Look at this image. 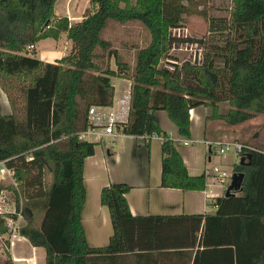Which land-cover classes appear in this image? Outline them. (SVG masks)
<instances>
[{
  "label": "trees",
  "instance_id": "16d2710c",
  "mask_svg": "<svg viewBox=\"0 0 264 264\" xmlns=\"http://www.w3.org/2000/svg\"><path fill=\"white\" fill-rule=\"evenodd\" d=\"M184 1L189 0H90L94 11L70 23L57 17V0H0V90L11 108L3 113L0 102V163L15 172L16 182L0 184V192L13 191L23 221L19 232L44 249L45 264H92L131 252L181 248L196 249L193 264H264L262 146L240 154L250 155L234 166V173H244L240 190L214 198L215 214L191 216L195 232L204 221L199 243L138 242L143 220L132 215L126 198L130 186L124 183L101 191L114 230L109 244L91 247L86 238L84 162L96 144L80 135L90 126L92 106L113 105V77L132 82L128 121L119 130L162 138V187L205 190L206 175L189 174L156 111H166L186 138L190 110L198 106L211 109L207 119L228 125L264 114V0H231L228 18L211 21L214 40L195 59L179 61L172 52L184 42L173 30L184 21ZM130 25L146 31V44L136 43L125 54L107 33ZM63 34L72 43L68 54L53 63L35 56L41 40L58 41ZM222 102L229 104L226 114L219 112ZM35 168L40 189L27 196ZM151 220L155 228L167 226L163 218ZM7 232L0 214V236ZM0 264L15 263L8 254Z\"/></svg>",
  "mask_w": 264,
  "mask_h": 264
},
{
  "label": "crops",
  "instance_id": "0c3cea01",
  "mask_svg": "<svg viewBox=\"0 0 264 264\" xmlns=\"http://www.w3.org/2000/svg\"><path fill=\"white\" fill-rule=\"evenodd\" d=\"M58 1L63 2L65 8L63 12L71 19V22L73 20L80 22L83 19L82 14L76 12L74 17H71L70 8L73 5V8L77 7V4L81 7L85 6V11L91 4L90 0ZM38 44L36 45L38 52L36 57L42 60L49 61L51 56L59 59L64 56L58 57V54L62 52L60 45H55L53 49L40 53ZM120 82H126L129 87L121 93L117 92V83ZM112 83L115 87L112 106H115L117 98L119 99L125 93L130 94L132 82L115 77ZM228 111V102L219 104L221 114H226ZM210 113L211 109L205 106L190 110L191 136L186 138L180 135L177 125L172 122L166 111L155 112L156 120L174 141L191 176L206 175L216 166L212 168L209 166V162L219 158L218 155H214V148L210 143L215 141L240 142L231 131L230 126L233 125H227L217 119H207ZM212 121L214 125L210 127L209 124ZM86 140L89 139L86 138ZM95 144L94 154L87 157L84 162V183L87 194L82 209V224L91 247L107 246L114 234L110 211L101 203L102 189L113 183H124L130 186L126 194L130 211L134 217L143 220L142 228L139 229L135 238L138 242L193 243L194 239L196 243L200 242L204 221H202L200 230L195 232L192 228L196 226L197 221L191 216L215 214L217 207L214 206L212 200L225 195L226 188L223 184L206 177L205 190L162 187V138L158 136L147 138L119 133L116 137L105 136L102 142ZM252 146L256 147L254 144ZM210 184L213 185L210 186ZM179 216L182 217L179 223L178 220L176 222L172 219ZM157 217L163 218L164 223L167 224L166 227H158L159 232H157L158 228H155L157 227L156 222L151 220ZM32 248V250H37L38 254L43 253L38 251L39 247L32 246ZM195 252L196 249L190 248L144 250L122 254L105 259V261L93 260L92 264H193Z\"/></svg>",
  "mask_w": 264,
  "mask_h": 264
},
{
  "label": "rangeland",
  "instance_id": "374dc122",
  "mask_svg": "<svg viewBox=\"0 0 264 264\" xmlns=\"http://www.w3.org/2000/svg\"><path fill=\"white\" fill-rule=\"evenodd\" d=\"M57 3L58 6L56 4L55 7V12L58 13V15L56 14L57 17H66L65 13L63 12L65 10L63 2L58 1ZM183 3L187 5L184 21L181 25H179L173 30L174 35L179 38V42H184L181 44L179 43L172 52L174 57H176L179 61L185 60L187 57L190 56L195 59V55L200 54L202 49H204L214 40L212 39L213 34L210 30L211 21H215V19L228 18L230 8L232 7L231 0H189L184 1ZM78 5L79 4H77V7L75 6V8H73L74 5L70 8L71 17H74L76 12L77 14H82V17L84 18L87 14L94 11L91 4L89 8H87V10L85 11V6L81 7ZM68 19L70 23L76 22L74 20L71 22V19ZM219 35L221 38H223L224 34ZM107 37L114 41V45L116 48L126 54V49H129V47H133L136 43H139L140 45L144 46L146 44L144 41L147 38V33L143 28L138 25H130L126 27L118 26L114 30L108 31ZM55 45L61 46L62 52L61 54H58V57H60V55L63 56L70 52L72 43L69 42L65 34H63L60 40L58 41H55L51 38L41 40L38 44V49L39 52L42 53L45 50L53 49ZM133 52L134 50L132 48L131 53L133 54ZM37 54L38 52L36 48V55ZM57 59L59 58H54V56H51V58H49V61H43L53 63L56 62ZM111 64L114 69L117 68L114 59H112ZM117 84V92L119 93L126 91L129 88L126 82H120ZM126 94L129 93H125L122 97L116 99L117 104L114 106V108L116 109L113 110L117 111V108L120 107V104L122 106V103L124 102L123 99ZM0 102L2 105L3 113H10V104L7 100L6 95L1 90ZM123 115L126 116V114ZM222 122L225 123L224 121ZM213 125L214 122L212 121L209 126L213 127ZM120 127L121 125L117 127V135L119 133H123L119 130ZM230 127L232 129L231 131L233 132L234 136L237 137L238 141L249 146H252L254 144L256 147H261L260 145L264 147V114H258L248 121ZM213 150L215 152L214 155H218L219 158H217L215 161L213 160L212 162H209V166H211L212 168L214 165H216L224 170H227L230 173H234V166L239 163L241 159L240 154L237 153L233 148L228 150L224 155L216 149ZM209 155H213V153H209ZM1 169L9 168L4 162L0 163V184L4 186H8L11 184L15 185L14 177L9 176L6 170L1 171ZM32 177L33 178H31V180L28 182V189L26 192L27 196L37 192L40 189V184L38 180L35 179V177L38 178V168L33 169ZM0 195H2L3 197V199L0 200V207H2V209H5L6 211H11V213H13L16 209L14 200L15 195L13 191L9 190L8 188H4L1 190ZM22 223L23 221L21 219L19 224L21 225ZM6 239L7 234L0 236V262L7 260L9 254L11 260L15 264H45L44 249L39 247L38 251H42L43 253L38 254L36 252L37 250H32V245L26 237H22V235L19 234L18 237L14 238L12 243L10 241L9 243H7Z\"/></svg>",
  "mask_w": 264,
  "mask_h": 264
},
{
  "label": "built area",
  "instance_id": "2783aa9c",
  "mask_svg": "<svg viewBox=\"0 0 264 264\" xmlns=\"http://www.w3.org/2000/svg\"><path fill=\"white\" fill-rule=\"evenodd\" d=\"M31 49V46H29ZM124 102L122 106L116 109L114 106H92L89 110V122L90 126L88 129L81 133L80 137L82 139L88 138L91 142L100 143L103 141V137L105 136H113L116 137L118 132L117 127L122 125L128 121L129 110H130V101L131 95L126 94L124 97ZM123 114H126L124 116ZM154 137V135L152 136ZM188 141L186 140V143ZM211 147L218 150L221 154H226L228 150L233 148L237 153L241 154L245 149H254L252 146L246 145L237 141H215L210 143ZM7 171L9 176H14V171L11 169H1V171ZM233 173L228 172L218 166H214L211 172L206 173V177L213 180H218L223 186L227 189L232 180ZM15 182V180H14ZM16 184V182H15ZM213 184H210V186ZM3 199L2 195H0V200ZM11 211H6L0 207V214L4 216L7 225L8 232L7 239L12 243L14 238L19 236V228L20 221L22 219L21 212H18L16 209L12 214L16 215V218L10 216Z\"/></svg>",
  "mask_w": 264,
  "mask_h": 264
},
{
  "label": "water",
  "instance_id": "95a60500",
  "mask_svg": "<svg viewBox=\"0 0 264 264\" xmlns=\"http://www.w3.org/2000/svg\"><path fill=\"white\" fill-rule=\"evenodd\" d=\"M247 157L250 158V155L242 156L240 159V163L245 164ZM243 179H244V173H233L231 183L226 189L225 196L234 195V191L240 190L242 187Z\"/></svg>",
  "mask_w": 264,
  "mask_h": 264
}]
</instances>
